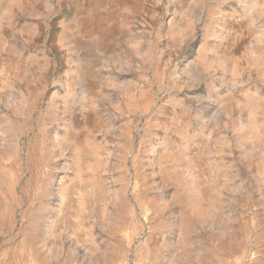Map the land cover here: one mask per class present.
<instances>
[{
    "label": "clouds",
    "instance_id": "9594fccd",
    "mask_svg": "<svg viewBox=\"0 0 264 264\" xmlns=\"http://www.w3.org/2000/svg\"><path fill=\"white\" fill-rule=\"evenodd\" d=\"M0 264H264V0H0Z\"/></svg>",
    "mask_w": 264,
    "mask_h": 264
}]
</instances>
